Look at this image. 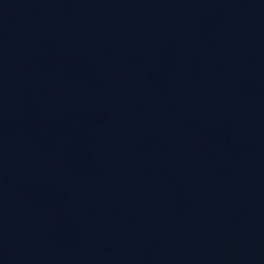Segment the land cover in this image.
<instances>
[{"label": "water", "instance_id": "obj_1", "mask_svg": "<svg viewBox=\"0 0 264 264\" xmlns=\"http://www.w3.org/2000/svg\"><path fill=\"white\" fill-rule=\"evenodd\" d=\"M0 264H264V0H90L1 197Z\"/></svg>", "mask_w": 264, "mask_h": 264}]
</instances>
